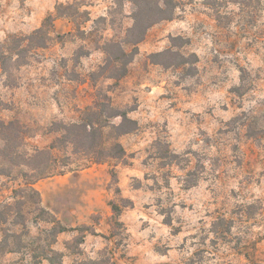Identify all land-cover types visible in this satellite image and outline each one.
<instances>
[{"label":"rangeland","instance_id":"1","mask_svg":"<svg viewBox=\"0 0 264 264\" xmlns=\"http://www.w3.org/2000/svg\"><path fill=\"white\" fill-rule=\"evenodd\" d=\"M175 3L132 45L136 0H0V264H49L43 247L62 264H264V0ZM108 104L137 122L125 157L26 189L35 149Z\"/></svg>","mask_w":264,"mask_h":264},{"label":"trees","instance_id":"2","mask_svg":"<svg viewBox=\"0 0 264 264\" xmlns=\"http://www.w3.org/2000/svg\"><path fill=\"white\" fill-rule=\"evenodd\" d=\"M136 1L137 12L134 14V23L129 30V34L135 37V40L131 41L132 45H136L142 41L146 31L155 23L171 19L177 7L175 0ZM130 54L133 56L136 54L135 48ZM104 107L111 110V114L106 118H103ZM115 119H119L118 122L115 123ZM62 129L63 134L55 138L47 149H35L34 154L31 156V159L42 157L44 158L43 163H45L41 169L37 167L31 168V171L35 172L34 174L25 175L30 177L29 181L25 182V188L36 195L38 193L33 185L39 179L62 175L67 169L71 170V166H74L76 168L74 170H77L93 164H103L109 160L123 159L126 152L119 138L135 131L137 129V122L129 118L126 112L113 111V108L108 104L104 105L103 109L99 111L95 108H87L85 117L79 118L77 122L65 125ZM68 148L71 149L70 154L64 155L55 152L59 149L66 150ZM110 207L112 211L110 220L113 224L121 225L118 219L122 212V207L125 206L110 202ZM5 208L11 210L8 204L5 205ZM40 213L46 215L43 218L51 225L50 229L45 230L50 236L55 238L58 234L67 231L48 211L40 208ZM3 220L5 221V218ZM77 230L86 231L88 228L82 227L77 228ZM58 257L59 254L51 247L47 249L43 247L33 256L34 259L40 258L41 260H46L49 264H62L61 261H56ZM90 263L99 264L95 261H91ZM107 264L115 263L112 261Z\"/></svg>","mask_w":264,"mask_h":264}]
</instances>
